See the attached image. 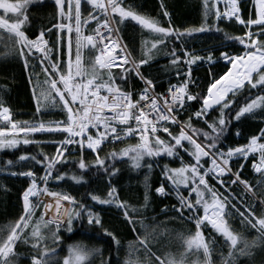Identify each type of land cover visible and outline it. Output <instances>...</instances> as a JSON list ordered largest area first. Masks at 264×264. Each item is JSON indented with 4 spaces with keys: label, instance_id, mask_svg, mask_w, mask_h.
Masks as SVG:
<instances>
[{
    "label": "snow or ice",
    "instance_id": "obj_1",
    "mask_svg": "<svg viewBox=\"0 0 264 264\" xmlns=\"http://www.w3.org/2000/svg\"><path fill=\"white\" fill-rule=\"evenodd\" d=\"M33 2L34 0H21L20 3H12L9 0H0V9L3 10V13H13L17 17L14 21L9 22L8 18L0 15V28L11 33L21 45V55H25V48H27V55L29 56L32 55L33 50L42 53V56L36 57V59L47 74V79L43 83L48 87L46 89L41 88V97L49 103H55V97H58L63 110L66 111L67 118L50 125H45L43 122L29 125L27 122H23L24 126L19 131L29 134L63 132L67 133V136L57 142L58 147L54 157L43 154H41L42 159L27 155L19 157L20 161H28L29 163L34 161L35 164L44 168L45 174L40 177L43 182L42 185L37 183L36 173L31 170L11 172L13 176L29 177L30 184L23 193V215L10 227L8 234L0 238V264H18L19 254L15 251L18 243L31 246L33 252L30 254V264H51L53 257L50 255L48 246L46 244L42 246V241L46 237L41 229L54 225L52 230L53 242L59 240L56 233L59 232L63 223L60 215L61 208H63L61 201H68L72 206L70 210L65 208L63 212V215L67 216V231L72 230L74 219H86L89 225H101V218L97 213L84 204H78L74 197L66 193L49 190L48 181L49 179H64V176L58 172L53 176V172L58 163L66 162L64 153L69 151L68 146L77 145L81 156L85 148L96 153V166L105 172H109V169L105 167V160L101 159L99 154L104 142L109 138L120 140L122 137L137 135L140 143L123 149L119 154L113 152L111 156L113 159H116L118 155L121 157L128 156L136 168L141 167V161L146 156L151 158L167 156L180 162V167L170 168L165 165L163 174L165 179L174 186L180 201V206L176 209L177 213L181 218L192 219L196 226L195 234L187 241L188 250L194 248L199 251L202 249L205 257L204 264H213L211 252L200 230L201 225L207 224L224 237L229 244L231 250L228 257L225 258L224 264H235L234 257L237 252L240 255H251L250 249L255 246L254 244L249 245L245 242L243 247L237 248L238 236L231 230L228 220L225 218L228 215L225 209L229 207L230 198L239 199L244 211H240L233 204L231 207L235 210L234 214H238L242 218V224L257 229L261 233V237H264V212L257 216L255 205L247 204L230 191L233 185H243L246 192L252 191V185L241 178L240 172L232 171L231 161L234 157H242L246 160L253 153L259 154V161L253 163L252 167L255 172L261 175L260 183L264 186V142H262L264 141V128H261L259 135H253L250 141L242 146L224 150L218 147V142L227 126L224 110L232 108L233 103H236L237 106L232 108L228 115L237 121L246 114L255 115L256 110H260V114L264 116V0H255L258 8L254 18L241 14L240 0H223V11L218 7L221 0H212L211 7L209 0H204L206 16L214 9L215 20L226 19L243 25L247 29L244 36L233 37L243 45L242 55L221 52L224 61L231 63V69L210 83L206 95L193 93L190 91L189 85L195 83L192 78V65L205 59L214 62L211 55L205 58L185 49L183 56H179L176 54V49L173 48L170 52L171 64L187 66L186 71L177 70L176 72L178 79L181 76L184 79L178 84L169 85L167 93H157L153 80L145 77L141 72V67L147 64L148 60L141 59L137 63L131 53L127 51V45L122 43L116 33L119 31L118 24L125 20L135 21L137 25L147 29L157 37L151 42V48H156L157 45L166 44L168 37L174 36L179 39L185 34L205 32L208 30L207 27L188 29L186 33L177 32L171 27H161L151 18L144 17L131 8L124 7L122 0H55L59 16L62 21H66V23H58L55 27L60 32H65L67 29L65 35L67 36L68 60L65 70L62 71L60 62L53 60L49 55L52 49L48 47L45 32L40 31L36 39H29L21 30L28 21L26 9ZM66 5L67 11H65ZM82 5L87 13L83 19ZM164 15L168 16L169 13L165 11ZM93 22L95 24L89 30V34H85V29ZM169 24H171L170 20ZM253 26H256L258 30L253 31ZM48 31L51 32L52 29L50 28ZM73 31L76 33L75 70H73L72 59ZM58 39L63 38L58 37ZM85 46H90L98 51L90 72L85 70L81 64V49ZM45 61L48 62L49 66H44ZM24 63L27 67L28 60L25 59ZM125 64L130 65V67L124 68V71L119 74V79L128 80L127 74L133 73L143 81L144 86L138 98L134 99L132 92L122 90L121 86L116 83V76L111 72L113 67H124ZM104 70H107L106 79L102 74ZM222 81L225 83H221ZM218 85L220 87H217ZM246 86L249 92L252 89H259V91L254 97H249L245 93V100L241 106L235 97ZM228 93H232L231 98ZM198 99L201 102L200 109L189 115L186 120L179 119L181 111L187 112L188 108L191 107L189 102ZM217 105H219L216 108V111L219 112V118L210 122L211 118L208 114ZM39 110L38 103L37 111ZM105 113H111V115ZM193 117L198 121L202 120L211 131H203L194 127L192 124ZM0 118L11 123L10 109L2 106V104H0ZM121 125L125 127H119ZM169 125L176 127L177 134H173ZM12 127L16 128L17 125L13 123ZM89 129L94 131L90 132ZM160 132L166 133L170 139L161 138L158 135ZM3 135L4 133L0 131V136ZM236 135L239 136L240 133L237 132ZM150 136L151 140L149 139ZM19 143L18 139L0 140V148L15 147ZM23 143H41V141L25 138ZM181 152L191 157V161L185 163ZM7 163L12 165L13 161ZM78 166L80 169L86 170L83 159L78 162ZM147 167L151 168L152 165L149 163ZM118 171L119 169L113 168L109 175L115 176ZM225 177L228 178L227 181ZM71 178L76 183L81 182L80 177L73 176ZM211 180H215L220 189L228 194L225 195L224 192L217 189L210 183ZM181 186L187 189V196L181 193ZM156 192L161 196L168 195L164 185L158 187ZM42 196H50L56 201L57 217L44 219V215L52 207L51 204H45L43 205L45 213L33 222L37 206L42 203L39 199ZM32 197L37 199L33 201ZM90 199L97 204L112 205L118 208L134 232L137 224H139L145 230V235L138 240V243L150 255L155 256V253H151V249L148 248V237L151 235V232L148 231L149 226L143 220L136 218V214L141 210L121 200L117 189L111 186V181H109V190L105 197L92 194ZM144 207H147V197H145ZM260 208L264 209V200L260 201ZM185 212L188 213V217H185ZM26 231L27 235L25 234ZM104 234L111 237L117 246L119 245V240L112 232L104 230ZM51 251L54 252L55 249ZM90 255L91 253L85 252L79 246L73 247L69 249V258H66L63 264H84ZM155 259L159 264H182V261L178 262L174 258L165 261L159 256H155ZM101 264H109V261L102 260ZM146 264H150V261Z\"/></svg>",
    "mask_w": 264,
    "mask_h": 264
},
{
    "label": "trees",
    "instance_id": "obj_2",
    "mask_svg": "<svg viewBox=\"0 0 264 264\" xmlns=\"http://www.w3.org/2000/svg\"><path fill=\"white\" fill-rule=\"evenodd\" d=\"M9 2L20 3L21 0H9ZM122 4L144 17L151 18L161 27H171L177 32L186 33L188 29L201 26L208 29L205 32L185 34L179 39L174 36L168 37L166 44L151 48V42L157 37L147 29L131 20H125L117 25L119 28L117 33L120 39L123 44L127 45V51L131 53L137 63L141 59L148 60V63L141 67V72L145 77L153 80L159 92L164 91L169 84L178 80L177 70L184 72L187 68L184 64L177 66L171 64L170 52L173 48L176 49V54L179 56H183V50L185 49L205 58L209 55L212 56L214 64L210 65L209 68L206 67L204 62L192 65V78L195 83L191 84L190 90L200 95H206L210 83L215 79H219L229 70V66L225 63L221 52H228L231 55L243 54V45L233 37L244 36L247 29L243 25L226 19L215 20L214 9L206 16L204 0H122ZM211 4L212 0H209L210 7ZM250 4L251 1H247V6L243 8L242 15L254 18L256 11L254 6H251L250 10ZM218 7L222 11L221 3ZM65 11H67V5ZM165 11L169 13L168 16L164 15ZM26 15L28 21L21 30L25 32L29 39H36L39 32L44 31L48 47L52 49L49 55L53 60L60 62L62 71L65 70L68 60L67 36L65 35L67 29H65V32H60L55 25L61 22L66 23V21H62L59 16L55 0H34L27 7ZM86 15L87 13L82 5V19ZM5 17L9 21H14L17 18L16 14L13 13ZM169 20L171 24H169ZM94 24L95 22L87 26L85 34H89V30ZM50 28L52 29L51 32L48 31ZM257 30V27L253 26V31ZM58 37L63 39H58ZM20 48L21 45L14 37L0 28V104L10 108L12 120L19 123L21 127L24 126L23 122H27L29 125L41 122L50 125L57 121L66 120V111L63 110L58 97H55V103L44 101L41 97V88L46 89L48 87L43 83L47 79V74L36 59V57H41L42 53L33 51L32 55L29 56L25 48V55H21ZM97 53V49H92L90 46L81 49V64L85 70L91 71ZM75 54L76 33L73 31V70H75ZM25 59L28 60L27 67L24 63ZM208 64L211 63L208 62ZM44 66H49L47 61L44 62ZM123 71L111 69L112 74L116 76V83L121 86L122 90L132 92L135 99L144 86L143 81L133 73L127 74L128 80H120L119 74ZM106 73L107 70L102 73L105 79ZM180 78L184 79L183 76ZM258 91L259 89H252L249 92L246 86L236 95L235 100L243 106L244 94L247 93L249 97H254ZM38 103L40 106L39 111H37ZM190 104L191 107L188 108V111H182L179 115L181 120H186L189 115L201 107L199 99ZM236 106V103H233L232 108H236ZM232 108L224 110L227 126L218 142V147L224 150L247 144L253 135H259L261 128H264V116L260 114V110H256L255 115L246 114L237 121L228 115ZM208 115L211 118L210 122L219 118V112L216 109ZM192 124L203 131H211L202 120L198 121L195 117L192 119ZM7 126L0 122V131L4 133L3 136H0V140L18 139L20 143L15 147L5 146L0 148V238L5 237L10 227L23 215V193L30 184L29 177L13 176L11 172L31 170L36 173L37 182L43 184L40 177L45 174L44 168L35 164L34 161L32 163L20 161L19 157L27 155L42 159L41 154L54 157L58 147L57 142L67 136V133L63 132H37L34 134L12 132L7 134L3 131ZM170 129L173 134H177L175 126H171ZM237 132L240 133L239 136L236 135ZM160 136L165 140L170 139L166 133H161ZM25 138L38 140L41 143L25 144L23 143ZM138 143H140V140L137 138L111 139L101 146L99 154L100 158L105 160V167L109 169V172L113 168L119 169L115 176H110L109 172H105L96 166V153L85 148L81 156L77 145L73 144L68 147L69 151L64 154L66 162L61 161L58 163L56 170L53 172V176L58 172L64 176V179H49L48 188L53 191L67 193L74 197L78 204H84L97 213L101 218V225H89L86 219H74L72 230L69 232L66 229V220L61 225L59 232L56 233L59 240L55 242L52 238V230L55 226L42 228L41 231L46 237L42 241V246L44 244L48 246L50 255L53 257L51 264H63L64 260L69 258V249L77 246L86 248L92 253L90 260L84 264H101L102 260L109 261V264H126V262L127 264H146L148 261H150V264H159L155 256H159L165 261L174 258L178 262L182 261V264H204L205 257L202 249L199 251L194 248L188 250L187 241L196 232L195 223L189 218H181L177 213L176 209L179 208L180 201L175 195L174 186L165 179L163 174L165 165L170 168L180 167V162L167 156L156 158L146 156L141 161V167L136 168L128 156L121 157L118 155L116 159L112 158L111 153L119 154L123 149ZM181 155L184 157L185 163L191 161V157L185 153L181 152ZM81 159L86 164V170H82L78 166ZM8 161H13V164L9 165ZM257 162V156H249L246 160L242 157L232 159V171H239L241 178L252 185V191L246 192L243 185H233L230 191L234 192L247 204L255 205L256 215L260 216L264 212V209L260 208V201L264 200V186L260 183L261 175L255 173L252 167L253 163ZM149 163L152 165L151 168L147 167ZM73 176L80 177L81 182L76 183L71 178ZM227 179L225 177L226 181ZM109 181H111V186L117 189L121 200L141 210L136 214V218L143 220L149 226L148 231L151 232V235L148 237L147 243L151 253H155V256L150 255L138 243V240L145 235V230L139 224H137L134 232L124 220L118 208L112 205L97 204L90 199L92 194L99 195L102 198L105 197L109 190ZM210 183L224 192L215 180H211ZM161 185L165 186L168 195L161 196L157 194L156 189ZM180 191L183 195H188L187 189H184L183 186H181ZM224 194L227 195L228 193L224 192ZM145 197H147V207H144ZM233 204L240 211H244L239 199L233 200L230 198L229 207L225 209V212L228 213L225 218L228 220L231 230L237 234L238 241L250 236L258 246L251 247V255L239 254L243 260L242 262L244 264H264V237H261V233L257 229L241 223L242 218L238 214H234L235 210L231 207ZM65 208L69 209L68 202L63 204V208H61L60 215L62 219L66 217L63 215ZM42 214V205H40L37 207L33 222L38 220ZM55 216L57 217V213ZM185 217H188L187 212H185ZM104 230L112 232L117 237L120 242L118 246L112 241L111 237L104 234ZM200 230L211 252V258L214 260L213 264H224L229 252L225 250L215 231L206 225L201 227ZM25 234H28L27 231ZM223 240L225 241V239ZM245 242L253 245L252 242L246 240L237 244V248L243 247ZM52 249H55V251L52 252ZM15 251L19 254V264H30V254L33 252L30 245L18 243ZM235 264L239 263L235 261Z\"/></svg>",
    "mask_w": 264,
    "mask_h": 264
},
{
    "label": "rangeland",
    "instance_id": "obj_3",
    "mask_svg": "<svg viewBox=\"0 0 264 264\" xmlns=\"http://www.w3.org/2000/svg\"><path fill=\"white\" fill-rule=\"evenodd\" d=\"M247 1H251V4H250V10H251V6H254V9H255V11L257 10V8H258V6L255 4V0H240V4H241V14H242V11H243V8L244 7H246L247 6ZM221 5H222V11L224 10V3H223V0H221ZM0 12L2 13V15L4 16H6V15H10V14H12V13H7V14H5V13H3V10L2 9H0ZM256 15V14H255ZM9 22H12V21H9ZM2 30H4V32H7V33H9L6 29H4V28H1ZM9 34H11V33H9ZM12 35V34H11ZM117 35H118V33H117ZM119 36V35H118ZM26 51L28 52V50H27V48H26ZM34 51V50H33ZM39 53V52H38ZM204 62V61H206L207 62V59H205V60H201V61H197V63L196 64H199V63H201V62ZM209 62V61H208ZM226 63V62H225ZM228 66H229V64H228ZM229 68H230V66H229ZM4 107H6V106H4ZM9 108V107H8ZM10 109V108H9ZM10 115H11V123L9 122V121H7V120H4L3 118H0V122L1 123H3V124H5V125H8L7 126V128H5L3 131L4 132H6L7 134L8 133H12V132H15V133H19V132H21V131H19V129L21 128V125L19 124V123H16V122H14L13 120H12V114H11V110H10ZM13 123H15L16 125H17V127L16 128H13L12 127V124ZM109 140H111V139H109ZM120 140H122V138L120 139ZM262 142H264V141H262ZM105 143V142H104ZM69 147V146H68ZM65 154V153H64ZM249 156H257V158H258V161H259V154L258 153H253V154H251V155H249ZM235 158V157H234ZM258 163V162H257ZM255 172V171H254ZM255 173H257V172H255ZM41 181V180H40ZM38 184H41L40 182H37ZM42 185V184H41ZM50 190V189H49ZM51 191H53V190H51ZM54 192H59V193H64L63 191H54ZM222 192V191H221ZM67 194V193H66ZM158 194V193H157ZM159 195V194H158ZM175 195H176V197H177V194L175 193ZM178 198V197H177ZM33 201H35L37 198L36 197H32L31 198ZM41 201H42V203L41 204H39L37 207H39L40 205H42V211H43V214L45 213V208H44V206L43 205H45V204H51L52 205V207H51V209L50 210H48L47 211V213L44 215V219L45 220H48V219H51V218H54V217H56L55 216V214L57 213V211H56V201L52 198V197H50V196H42V197H40L39 198ZM68 201H61L60 203L63 205V204H66ZM69 203V202H68ZM71 205L69 204V210L71 209ZM190 219V218H189ZM66 220H67V216L63 219V223L61 224V225H63L65 222H66ZM190 220H192V219H190ZM193 221V220H192ZM206 226H210V225H207V224H205ZM204 225H201V227H203ZM211 227V226H210ZM214 230V229H213ZM215 231V230H214ZM215 233H216V235H217V237H218V239L223 243V245H224V248H225V250L227 251V252H230V247H229V244L228 243H226L223 239V237L219 234V233H217L216 231H215ZM246 240H248V241H250V242H252L256 247H258L257 245H256V243L252 240V238L249 236V237H246V238H244V239H242V240H239L238 241V244L239 243H241V242H243V241H246ZM81 249H83L85 252H89V253H91L88 249H86V248H83V247H80ZM259 251H260V249H258ZM260 253H262L261 251H260ZM92 254V253H91ZM91 256L92 255H90L85 261H84V263H86L87 261H89L90 260V258H91ZM235 261L237 262V263H239V264H244L242 261V258H241V256L239 255V253L237 252L236 254H235ZM212 259V262L214 263V260H213V258H211ZM19 264V263H18Z\"/></svg>",
    "mask_w": 264,
    "mask_h": 264
},
{
    "label": "built area",
    "instance_id": "obj_4",
    "mask_svg": "<svg viewBox=\"0 0 264 264\" xmlns=\"http://www.w3.org/2000/svg\"><path fill=\"white\" fill-rule=\"evenodd\" d=\"M98 54V53H97ZM210 63H213V62H210ZM127 66H129L128 64H125L124 65V67H120V66H115V67H113L112 69H119V70H123L124 68H126ZM207 66V65H206ZM183 79H181V78H179L176 82H174V83H171V84H169V85H175V84H178V83H180L181 81H182ZM169 85L167 86V88H166V90L164 91V92H162V93H167V91H168V87H169ZM189 88H191V84L189 85ZM155 91L157 92V93H160V92H158L157 91V89H155ZM191 91V90H190ZM140 93V92H139ZM139 93H138V95H139ZM193 93H195V92H193ZM138 98V97H137ZM194 102V101H193ZM189 103H192V102H189ZM181 113H182V111H181ZM180 113V114H181ZM106 115H111V113H105ZM179 119H180V117H179ZM135 122L133 121V124H134ZM170 126H174V125H169V127ZM119 127H125V126H123V125H121V126H119ZM89 131L90 132H93L94 130L93 129H89ZM161 133H163V132H160V133H158V135H160ZM127 138H137V139H139V136L137 135V136H126V137H122V139H127ZM109 139H111V138H109ZM149 139H151V136L149 137ZM140 140V139H139ZM108 141V140H107ZM107 141H105V142H107Z\"/></svg>",
    "mask_w": 264,
    "mask_h": 264
},
{
    "label": "bare ground",
    "instance_id": "obj_5",
    "mask_svg": "<svg viewBox=\"0 0 264 264\" xmlns=\"http://www.w3.org/2000/svg\"><path fill=\"white\" fill-rule=\"evenodd\" d=\"M116 36H118L117 33H116ZM118 37H119V36H118ZM119 38H120V37H119ZM120 40H121V39H120ZM202 62H203V61H202ZM204 63L207 65L206 67H208V68L210 67V65H213V64H214V63L208 64V61H207V62L204 61ZM229 64H231V63L229 62ZM237 67L239 68V65H238ZM229 70H230V69H229ZM229 70H228V71H229ZM228 71H227V72H228ZM233 71H235V70H233ZM166 88H167V87H166ZM165 90H166V89H165ZM165 90H164V91H165ZM164 91H162V92H164ZM158 92H159V91H158ZM162 92H160V93H162ZM228 94H229V93H228ZM170 127H171V126H170ZM185 160H186V159H185ZM236 208H237V207H236Z\"/></svg>",
    "mask_w": 264,
    "mask_h": 264
},
{
    "label": "water",
    "instance_id": "obj_6",
    "mask_svg": "<svg viewBox=\"0 0 264 264\" xmlns=\"http://www.w3.org/2000/svg\"><path fill=\"white\" fill-rule=\"evenodd\" d=\"M226 64H229V62H227ZM229 66H230V68L229 69H231V64H229ZM227 73V72H226ZM225 75V74H224ZM221 83H225V81H222ZM217 87H220V85H218ZM215 91V90H214ZM232 95V93H229L228 94V96L230 97ZM219 107V105H217V106H215L210 112H212L214 109H216V108H218ZM209 112V113H210Z\"/></svg>",
    "mask_w": 264,
    "mask_h": 264
},
{
    "label": "crops",
    "instance_id": "obj_7",
    "mask_svg": "<svg viewBox=\"0 0 264 264\" xmlns=\"http://www.w3.org/2000/svg\"><path fill=\"white\" fill-rule=\"evenodd\" d=\"M119 35V34H118ZM122 41V40H121ZM123 43V42H122ZM128 67V66H127ZM124 70V69H123Z\"/></svg>",
    "mask_w": 264,
    "mask_h": 264
},
{
    "label": "flooded vegetation",
    "instance_id": "obj_8",
    "mask_svg": "<svg viewBox=\"0 0 264 264\" xmlns=\"http://www.w3.org/2000/svg\"><path fill=\"white\" fill-rule=\"evenodd\" d=\"M1 13V12H0Z\"/></svg>",
    "mask_w": 264,
    "mask_h": 264
}]
</instances>
